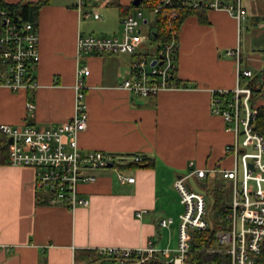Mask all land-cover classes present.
I'll return each instance as SVG.
<instances>
[{"label": "crops", "instance_id": "crops-1", "mask_svg": "<svg viewBox=\"0 0 264 264\" xmlns=\"http://www.w3.org/2000/svg\"><path fill=\"white\" fill-rule=\"evenodd\" d=\"M131 4L98 0L93 6L99 19H80L74 0L41 5L35 19L39 59L32 64L39 85L16 91L1 86L0 123L50 126L68 120L74 112L76 66L86 64L90 72L84 77L82 101L88 118L77 135L79 147L138 154L149 164H121L124 174L134 176L133 182L124 183L113 167L88 169L95 178L77 186L86 205L47 204L46 194L35 186L34 168L9 163L8 137L0 131V264H111L98 248L148 243L174 248L183 204L173 182L192 167L206 169L203 178H186L193 189L192 180L202 188L204 180H216L229 196V180L218 169L233 163L225 151L233 133L225 129L221 115L210 111V90L238 83L249 86L251 96L264 98V76L259 80L254 75V69L264 73V49L257 54L245 49L246 31L264 28V0H242L246 17L241 27L224 10L205 8L199 15H187L178 29L175 60V80L181 87L148 96L118 87L129 75L130 54L76 55L79 34L119 33L122 16L134 9ZM235 46L239 65L252 72L238 81L236 58L225 54ZM28 101L35 105L32 110ZM138 210H144L140 216ZM163 217H172L167 227L159 224Z\"/></svg>", "mask_w": 264, "mask_h": 264}, {"label": "built area", "instance_id": "built-area-1", "mask_svg": "<svg viewBox=\"0 0 264 264\" xmlns=\"http://www.w3.org/2000/svg\"><path fill=\"white\" fill-rule=\"evenodd\" d=\"M98 0H74L80 19H99L93 6ZM202 0H139L132 11L121 18V30L117 34L81 35L76 39V55L88 53H127L132 56L129 75L118 84L130 93L140 96L156 94L160 90L181 87L174 77L178 29L174 20L178 7L199 8ZM205 8L224 10L236 18L239 27L246 17L242 0H203ZM151 14L150 20L145 12ZM162 18L165 26L161 30L166 39L160 42L153 54H138L141 23ZM150 28V31L152 30ZM39 32L35 23L13 17L9 9L0 6V87L12 91L34 88L39 85L32 74V64L39 59ZM225 54L236 58V81L250 76L251 70L239 65V47L225 50ZM160 55V57H159ZM155 59V62L152 61ZM90 70L86 64H78L75 70V104L72 116L59 124L37 126L33 124L11 125L0 123V131L10 137L8 145L9 163L29 165L35 170V186L46 194L47 204H61L69 208L86 205L87 200L78 193V182L92 181L95 177L86 170L106 167L109 162L121 182H133V175H126L120 165L126 162H142L138 154H113L100 149L82 150L77 135L87 123L86 104L82 101L84 77ZM210 111L223 117L225 129L233 133V140L225 145L233 163L229 168L218 169L222 178L229 180V196L223 207L228 228L216 233L219 250L229 256L228 264H264V136L255 126L257 110L250 104L251 88H214L210 90ZM34 103L26 102L28 110ZM192 161L189 162L192 165ZM205 168L192 167L179 175L173 187L179 194L183 210L178 215L177 242L174 248L157 247L152 243L144 246H106L98 253L111 264H146L153 260L165 264H203L187 262L191 250V230H205L206 198L202 191L193 189L187 182L189 175L203 178ZM144 210H138L140 216ZM172 217L159 220L168 226Z\"/></svg>", "mask_w": 264, "mask_h": 264}, {"label": "trees", "instance_id": "trees-1", "mask_svg": "<svg viewBox=\"0 0 264 264\" xmlns=\"http://www.w3.org/2000/svg\"><path fill=\"white\" fill-rule=\"evenodd\" d=\"M46 2L47 0H19L15 3H6L3 0H0V6L7 7L16 19L29 20L35 23L36 15L40 6ZM131 6L134 7L132 4ZM199 6V8L178 7L177 18L174 20L175 27L179 29L182 21L187 15L201 14L205 9L203 0ZM154 19L155 20L152 24L155 25V28L150 31L148 41L157 46L160 42L164 41L167 36L161 30V27L165 26V21L162 22V18L158 16L154 17ZM138 54L146 55L147 52L142 51ZM173 73H175V71ZM177 83L179 84V82ZM252 90H254L253 86ZM253 98L254 95L250 96L249 101L257 110L254 128L264 136V103H256ZM134 163L137 165H148L149 161L144 158L142 162L137 161ZM203 183L205 188H209L212 192L211 202H207L205 210L208 227L205 230H191L192 246L187 254V262L196 261L203 264H228L229 256L224 251L219 250L221 246L218 244L216 236L218 231L228 228V222L224 219L223 211V207L227 202L226 189L223 183L216 180L211 181V183L204 180ZM146 264L165 263L148 260L146 261Z\"/></svg>", "mask_w": 264, "mask_h": 264}, {"label": "rangeland", "instance_id": "rangeland-1", "mask_svg": "<svg viewBox=\"0 0 264 264\" xmlns=\"http://www.w3.org/2000/svg\"><path fill=\"white\" fill-rule=\"evenodd\" d=\"M131 10H133V8H131ZM145 12V16H147L150 20L151 14L144 11ZM150 25L151 22L149 21L148 23H141V37L143 40V47H144V51H146L149 54H153V51L155 50L156 45L150 43L148 41V35L150 34ZM152 29V28H151ZM246 35V40H245V49L246 50H250L252 51L254 54H257L261 51H263L264 49V28L262 29H257L256 27H253L252 29H249V31H246L245 33ZM254 75L255 77H257L259 80H261L264 76V73L260 72L257 69H254ZM255 100L256 103L262 102L264 103V98L260 95V94H256V96H254L253 98ZM192 185L195 189L198 190H202L206 193V197H207V202H211L212 199V192L211 190L208 188H202L200 187L196 181L192 180ZM228 193V191H226V194Z\"/></svg>", "mask_w": 264, "mask_h": 264}, {"label": "water", "instance_id": "water-1", "mask_svg": "<svg viewBox=\"0 0 264 264\" xmlns=\"http://www.w3.org/2000/svg\"><path fill=\"white\" fill-rule=\"evenodd\" d=\"M138 3H139V0H132L133 5H138ZM159 57H160V55H159ZM154 62H155V59L152 61V63H154ZM10 141H11V138L9 137L8 142H10ZM111 165H112L111 162H109L107 166H111Z\"/></svg>", "mask_w": 264, "mask_h": 264}]
</instances>
